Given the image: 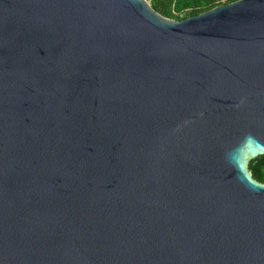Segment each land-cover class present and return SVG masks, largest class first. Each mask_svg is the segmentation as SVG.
Returning <instances> with one entry per match:
<instances>
[{
	"label": "water",
	"instance_id": "95a60500",
	"mask_svg": "<svg viewBox=\"0 0 264 264\" xmlns=\"http://www.w3.org/2000/svg\"><path fill=\"white\" fill-rule=\"evenodd\" d=\"M259 156L264 0H0V264H264Z\"/></svg>",
	"mask_w": 264,
	"mask_h": 264
},
{
	"label": "trees",
	"instance_id": "16d2710c",
	"mask_svg": "<svg viewBox=\"0 0 264 264\" xmlns=\"http://www.w3.org/2000/svg\"><path fill=\"white\" fill-rule=\"evenodd\" d=\"M234 1L236 0H151L150 8L162 17L177 21ZM263 157L259 156L247 165L252 179L260 184H264V167L261 165Z\"/></svg>",
	"mask_w": 264,
	"mask_h": 264
},
{
	"label": "built area",
	"instance_id": "2783aa9c",
	"mask_svg": "<svg viewBox=\"0 0 264 264\" xmlns=\"http://www.w3.org/2000/svg\"><path fill=\"white\" fill-rule=\"evenodd\" d=\"M143 1L150 3L151 0H143Z\"/></svg>",
	"mask_w": 264,
	"mask_h": 264
}]
</instances>
